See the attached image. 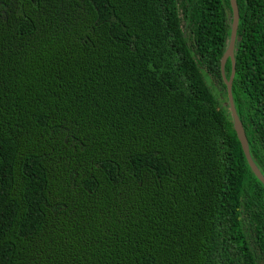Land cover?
<instances>
[{"label": "trees", "instance_id": "16d2710c", "mask_svg": "<svg viewBox=\"0 0 264 264\" xmlns=\"http://www.w3.org/2000/svg\"><path fill=\"white\" fill-rule=\"evenodd\" d=\"M235 4L264 178V0ZM230 23L228 0H0V264H264Z\"/></svg>", "mask_w": 264, "mask_h": 264}, {"label": "water", "instance_id": "95a60500", "mask_svg": "<svg viewBox=\"0 0 264 264\" xmlns=\"http://www.w3.org/2000/svg\"><path fill=\"white\" fill-rule=\"evenodd\" d=\"M228 1H229V7L231 10V23H230V32H229L227 46L220 60L221 79L225 87L226 102H227L229 114L232 120L233 131L239 142L241 151L243 153V156L246 160L247 165L249 166L254 177L264 188V178L259 173L258 169L255 167V165L253 164L249 156L247 142H246L243 130H242V126L237 118V115L235 113L233 103H232L230 86H231L233 73H234L233 46L235 42V34H236V29H237L238 16H237V8H236L235 0H228ZM227 59L230 61L231 68H230V74L228 78L225 79L223 75V66Z\"/></svg>", "mask_w": 264, "mask_h": 264}]
</instances>
